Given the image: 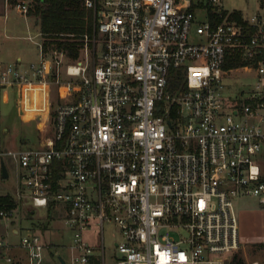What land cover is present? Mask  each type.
<instances>
[{"label": "built area", "instance_id": "1", "mask_svg": "<svg viewBox=\"0 0 264 264\" xmlns=\"http://www.w3.org/2000/svg\"><path fill=\"white\" fill-rule=\"evenodd\" d=\"M223 1L85 0L91 65L42 37L38 60L0 61V90L47 111L38 145L0 138V169L9 156L17 198L57 210L72 230L59 264H105L106 222L121 233L116 264H227L240 247L237 199L264 204V0L251 12ZM0 6L28 16L32 2ZM238 68L254 76L248 89L227 82ZM20 246L39 264L49 244L27 230Z\"/></svg>", "mask_w": 264, "mask_h": 264}, {"label": "rangeland", "instance_id": "2", "mask_svg": "<svg viewBox=\"0 0 264 264\" xmlns=\"http://www.w3.org/2000/svg\"><path fill=\"white\" fill-rule=\"evenodd\" d=\"M223 2L229 10L242 9L248 12H251L252 7L256 5V0H224ZM4 9L5 7L0 6V61H15L18 56H21L23 65H26L33 60H38L41 36L39 26L35 23L32 13L25 16L13 6H9L5 14ZM30 34L35 37L31 38ZM82 56L81 60H89V64H92L93 56L91 54L85 52L82 53ZM253 81V74L241 68L234 69L232 77L227 79L229 84L235 85L236 90L248 89ZM17 93L18 91L15 89L0 90L1 142L6 146L13 147L38 145L42 139L39 118L35 113L30 115L38 106H34L35 103H33L26 107L23 101L16 100L18 99ZM35 95L37 97V92ZM56 95V90L53 89L50 97L53 106L56 103ZM27 108L29 111L25 110ZM40 124L43 125V121ZM6 163L9 176L3 177L0 171V193L12 195L17 204L13 206L16 211L11 218L0 217V238L12 244L10 248L0 246V264H24V261L18 260L19 258H25V264H30L26 255L27 251L20 246L21 236L27 230L39 232L49 244L39 264H59L57 254L66 255L68 253L67 244L71 242L72 230L65 223L64 218L58 215V211L54 207L52 209L55 214L51 215L47 207L41 205L32 207L33 203L30 198L29 200L27 198V204L30 206L23 205L22 200L15 195L18 186L23 182L19 169L9 156L6 157ZM30 207L34 209V212H31ZM237 210L241 245L231 253V256L239 253L247 264L254 258L264 262V204H261L255 197L244 196L237 199ZM14 227L19 230L16 232ZM95 227L96 231H99V226ZM104 238L105 264H116L114 242L121 239V233L114 224L106 222ZM6 256H11L13 260H7Z\"/></svg>", "mask_w": 264, "mask_h": 264}, {"label": "trees", "instance_id": "3", "mask_svg": "<svg viewBox=\"0 0 264 264\" xmlns=\"http://www.w3.org/2000/svg\"><path fill=\"white\" fill-rule=\"evenodd\" d=\"M15 1V0H12ZM30 14L39 26L41 37L46 46L64 50L71 58H78L86 42L95 32L94 10L85 5V0H30ZM233 15L241 17V12ZM92 43V41H90ZM234 62L241 59L236 58ZM12 195L0 194V209L16 205ZM227 264H247L244 257L235 253Z\"/></svg>", "mask_w": 264, "mask_h": 264}, {"label": "crops", "instance_id": "4", "mask_svg": "<svg viewBox=\"0 0 264 264\" xmlns=\"http://www.w3.org/2000/svg\"><path fill=\"white\" fill-rule=\"evenodd\" d=\"M20 59H21V62H23V59H22L21 56H18L15 60H20ZM22 65H23V63H22ZM41 95H42V94H41ZM43 96H44V95H42L41 97L44 98ZM44 99H45V98H44ZM42 103H44V101H43V102L40 101V105H41ZM27 107H29V106H27ZM47 107H48V105H47ZM25 110L29 111L28 108L25 109ZM36 111H38V112H36ZM46 112H47V111H45V110H41V111H39V110H37V109H34L32 113H30V112H28V113H30V115L33 114V113H35V114H37V116L39 117L40 113L45 114ZM0 171H1V169H0ZM0 194H3V193H0ZM14 230L17 232L19 229H18L17 227H14ZM19 255H20V254H19ZM26 255H27V254H26ZM27 258H28V255H27ZM18 260H19V261H24L23 263L25 264V260H26L25 258H19Z\"/></svg>", "mask_w": 264, "mask_h": 264}, {"label": "water", "instance_id": "5", "mask_svg": "<svg viewBox=\"0 0 264 264\" xmlns=\"http://www.w3.org/2000/svg\"><path fill=\"white\" fill-rule=\"evenodd\" d=\"M1 174H2L3 177H8L9 176V170H8V167H7L6 163H5V159L4 158L1 159ZM60 258H61L62 261H64L62 255H60Z\"/></svg>", "mask_w": 264, "mask_h": 264}, {"label": "bare ground", "instance_id": "6", "mask_svg": "<svg viewBox=\"0 0 264 264\" xmlns=\"http://www.w3.org/2000/svg\"><path fill=\"white\" fill-rule=\"evenodd\" d=\"M38 92V91H37ZM22 101H24V104L26 105V107L29 105H31L30 103V98H29V96H28V92H27V95L25 96V98H24V100H22ZM47 107V106H46ZM45 108V107H44Z\"/></svg>", "mask_w": 264, "mask_h": 264}]
</instances>
